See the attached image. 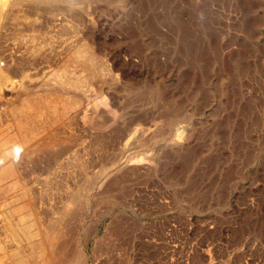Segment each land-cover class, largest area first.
I'll list each match as a JSON object with an SVG mask.
<instances>
[{"label": "rangeland", "instance_id": "374dc122", "mask_svg": "<svg viewBox=\"0 0 264 264\" xmlns=\"http://www.w3.org/2000/svg\"><path fill=\"white\" fill-rule=\"evenodd\" d=\"M13 2L0 139L26 99L80 103L0 179V264H264V0Z\"/></svg>", "mask_w": 264, "mask_h": 264}, {"label": "bare ground", "instance_id": "6f19581e", "mask_svg": "<svg viewBox=\"0 0 264 264\" xmlns=\"http://www.w3.org/2000/svg\"><path fill=\"white\" fill-rule=\"evenodd\" d=\"M13 1H15L17 4L23 3V5H25L26 7H29V8H33V7L35 8L36 6H38L39 3H45V1H50V0H2L0 3V26L4 20V14L3 13H4L5 9L7 7H9V5H11V3ZM69 2H70V0H69ZM13 4H14V2H13ZM39 7H40V5H39ZM96 58H98V57H95L94 52L90 48H88L87 46L83 45V46L79 47L76 50V52L74 53V55L67 59L65 65H64V68H62V72H65L66 70L68 71V68L70 66L69 64L74 63V65L80 71L86 73L85 77H83V78L78 77L77 79H70L67 81L64 80L66 82L65 84L71 85L70 86L71 88H73L74 90H77L81 87H85L86 83L88 81L96 80L98 78V74H99V70H98L99 67H98ZM3 79H6V78L2 77L0 74V81H2ZM24 103H25L24 106L26 107L27 111H29V114L22 116V115H17L16 111L14 112V113H16L14 115L15 116V123H16L18 130L20 131V134L17 137H14L10 140L0 139V179L7 178V177H14V176L19 175V172L16 169V163L18 162V160H14L12 158V155H11L12 149L14 147L22 145V146H20L23 149L22 152L26 153L24 155H27L31 150H33V146H30V147L27 146L28 143H35L36 146H34V148L38 150L40 147H42V146L44 147L45 145H49L50 142L55 141L57 131H58L55 129V126L56 125L58 126L61 119L66 116V114L69 110H73V109L77 108L80 102L77 100H70L69 98L62 100V102H60L59 100L53 99V98L52 99L51 98L50 99L45 98L44 101H42L40 99L39 100L38 99H26ZM8 143H11L10 147H6ZM23 145H25V146H23ZM20 156H22V154ZM76 167H77V165H76ZM45 170H47V169H45ZM44 187H46V186H44ZM22 197H23V195H22ZM75 199H78V198H75ZM75 199H71V200H75ZM28 205L29 204H27V203H25V204L23 203L22 205L15 206L14 209L19 210L21 213H25L22 211L27 210ZM28 212H27V214H21L20 213L21 215H23V216H21L22 220H20V221L23 222V226L25 228H27V226L29 225V221H27ZM48 228H50V227H47V230H48ZM36 231H38V230H36ZM42 232H44V231H42ZM24 235H25V237H31L32 236V234L30 235L29 233H24L23 236ZM42 235L43 234L41 233V237H42ZM49 242L50 243L46 242V244L49 245L50 249H52V242L51 241H49ZM37 244L39 245V243H37ZM38 247L39 246H34L33 251L35 250L37 252L40 249ZM57 253L59 254V252H57ZM50 257L53 258L52 252H50ZM22 259L23 258H20V260H22ZM15 261H17V259ZM25 261H26V259H25ZM18 263L15 262V264H18ZM13 264H14V262H13ZM64 264H65V262H64Z\"/></svg>", "mask_w": 264, "mask_h": 264}, {"label": "clouds", "instance_id": "9594fccd", "mask_svg": "<svg viewBox=\"0 0 264 264\" xmlns=\"http://www.w3.org/2000/svg\"><path fill=\"white\" fill-rule=\"evenodd\" d=\"M22 151H23L22 147H20V146L14 147L12 149V153H11L12 158L14 160H19Z\"/></svg>", "mask_w": 264, "mask_h": 264}]
</instances>
